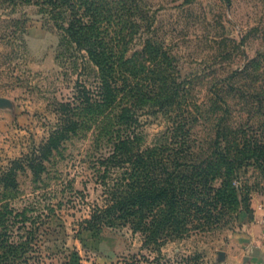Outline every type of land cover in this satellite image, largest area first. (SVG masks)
Wrapping results in <instances>:
<instances>
[{
  "label": "rangeland",
  "instance_id": "obj_1",
  "mask_svg": "<svg viewBox=\"0 0 264 264\" xmlns=\"http://www.w3.org/2000/svg\"><path fill=\"white\" fill-rule=\"evenodd\" d=\"M42 1L0 0V174L15 167L18 180L0 187V231L9 233L0 264H264V174L254 164L235 168L239 203L157 241L102 213L154 173L143 170L146 150L190 162L217 119L260 125L246 90L264 78V59L252 61L264 55V0L126 1L107 27L125 57L161 48V68L130 77L111 106L100 103L97 67L66 33L69 10ZM166 75L162 102L150 77L163 86ZM70 121L75 130L60 139Z\"/></svg>",
  "mask_w": 264,
  "mask_h": 264
},
{
  "label": "trees",
  "instance_id": "obj_2",
  "mask_svg": "<svg viewBox=\"0 0 264 264\" xmlns=\"http://www.w3.org/2000/svg\"><path fill=\"white\" fill-rule=\"evenodd\" d=\"M126 1L127 4L136 3V0L42 1L55 11L62 8L69 10L66 33L73 43L86 51L97 67L100 78V103L109 106L117 102L118 95L129 85L130 77L140 79L149 72L157 74L161 68L155 71L157 59L163 53L161 48L146 45L144 50H138L131 57H125L122 53L126 49H122L120 45L121 35L114 36L107 27L115 11H120ZM133 8L137 9V6L134 5ZM82 12L87 21L80 15ZM144 54L153 60L152 67L140 63V56ZM261 59H264V55L252 60L253 67L261 68ZM164 72L169 74L170 68L164 69ZM170 75L163 78V86L158 82L159 79L150 77L151 91L156 90L155 97L162 102L166 97H171V81L168 80ZM238 82V91H247L250 94V119L257 117L259 122L261 117L260 125L250 123L247 129L238 125L231 129L232 127L223 125V120L217 119L213 136L203 149V154L196 152L195 145L191 146L190 162L182 161L181 158L173 159V155H165L159 152L161 150H146L142 159L143 170L153 169L154 173L147 172L143 180L137 182L136 187L129 189L124 195H116V203L102 210V213L128 220L134 231L142 232L150 241H157L164 234L182 231L193 217H200L205 221L216 219L218 216L213 211L221 214L220 208L239 203L237 187L232 184L235 181V168L254 164L264 174V78H254L251 89L246 91L242 79ZM76 124L77 121L66 124L59 138H66L75 130ZM186 170L189 173L184 175ZM216 179L221 180L218 186L213 184ZM1 185L6 189L17 187L15 167L0 174V187ZM99 216V213H95L93 218ZM8 236L7 231H0L2 250L8 248ZM2 257L0 254V261Z\"/></svg>",
  "mask_w": 264,
  "mask_h": 264
}]
</instances>
